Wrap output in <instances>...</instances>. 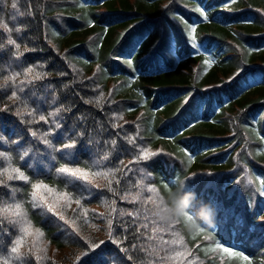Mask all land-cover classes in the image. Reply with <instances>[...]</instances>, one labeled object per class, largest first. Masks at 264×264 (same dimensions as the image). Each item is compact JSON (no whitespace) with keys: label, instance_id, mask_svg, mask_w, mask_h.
<instances>
[{"label":"trees","instance_id":"trees-1","mask_svg":"<svg viewBox=\"0 0 264 264\" xmlns=\"http://www.w3.org/2000/svg\"><path fill=\"white\" fill-rule=\"evenodd\" d=\"M12 3L0 0V170L29 179L0 176V207L27 214L24 264H264V0ZM37 183L59 215L32 206ZM190 191L211 226L155 217ZM0 229L7 256L23 233Z\"/></svg>","mask_w":264,"mask_h":264},{"label":"snow or ice","instance_id":"snow-or-ice-1","mask_svg":"<svg viewBox=\"0 0 264 264\" xmlns=\"http://www.w3.org/2000/svg\"><path fill=\"white\" fill-rule=\"evenodd\" d=\"M17 2L18 0H13L12 7L14 9L17 8ZM18 14L23 15V13H19V12ZM0 28H3L5 31H11V29H9L7 25L2 22H0ZM19 30L20 29H16V31H19ZM192 31H195V29H192ZM7 43L10 45H14L16 48H19V45L16 44V41L11 38L8 39ZM0 47H3V45L0 44ZM17 55H19V53H17ZM127 62L131 64V60ZM31 71L32 70L29 69L28 74H30ZM15 75L19 76L20 74L16 73ZM10 79H14V77H10ZM11 98L12 99L16 98L15 93L13 94V97ZM44 119L45 117H41V120H44ZM57 127H59V125H57ZM73 146L74 144L64 145V147L66 148H70ZM156 154L157 153H154V152H151L150 150L145 149V150H142L141 155L140 157H138V159L147 160L149 157L155 156ZM0 155H3V154H0ZM21 159H23V157H21ZM58 172L62 174H66L69 177H74L76 179L91 182L89 180V174L85 173L84 171L80 169L61 167L58 169ZM93 175H103L107 178L110 174L109 173H94ZM0 176H6L7 180L19 179V180L27 181L29 179L19 168H4L0 170ZM3 183H5V181L0 180V184H3ZM117 183H119V181H117ZM260 183L264 184V180H261ZM109 184H111V180H109ZM32 187H33V193H32L33 205L32 206L41 207V204L37 202L38 200H40V201H43V206H45L49 212H54L56 215H59L58 212H55V208L51 204L48 203L47 198L43 196L40 192L41 188L46 189L49 194H51L54 190L51 188H48L47 185H43L41 183L33 184ZM148 190L154 191V189L152 188H149ZM63 196L66 197L67 193H64ZM75 203L79 205L80 201L77 200ZM152 203L155 204V201H152ZM0 217H3V220H0V225L3 224L4 220H7L10 224H19L20 231L23 233L21 237H19L17 240L12 242V246L10 248L9 254L7 256H0V264H13V261H19L20 264H24L23 257L25 255L31 254L32 249L29 248L27 253L21 251L23 247L22 242L24 240V237L31 235L32 232H31V224L27 220V214L24 211L22 204L20 203L5 204L3 207H0ZM60 218L63 219L62 216ZM261 219H264V217H261ZM197 231L203 232V229H197ZM103 243H104L103 241H100L99 243H93L91 245L90 250H95L99 248L100 245ZM163 243L183 245V238L181 237V238L174 239L172 241L163 242ZM225 251H230V249H225ZM81 255L87 256L88 252L82 253ZM185 255L186 253L183 251H175L171 256L168 257V259L175 260L177 258L184 257ZM233 255L243 257L245 260L248 259V257L244 256L242 252H235L233 253ZM129 259L131 258L129 257ZM80 264H82V261L80 262Z\"/></svg>","mask_w":264,"mask_h":264},{"label":"clouds","instance_id":"clouds-1","mask_svg":"<svg viewBox=\"0 0 264 264\" xmlns=\"http://www.w3.org/2000/svg\"><path fill=\"white\" fill-rule=\"evenodd\" d=\"M196 199L195 192L190 191L188 196L184 198H173L171 204L165 200L154 208V215L158 220L163 222L172 221L179 217H187L192 226H196L197 222L211 226L215 215L213 207L203 202L196 207ZM189 212H191V215H189Z\"/></svg>","mask_w":264,"mask_h":264}]
</instances>
